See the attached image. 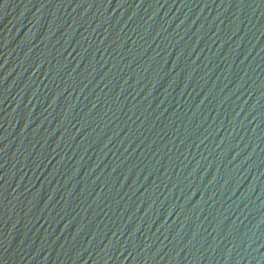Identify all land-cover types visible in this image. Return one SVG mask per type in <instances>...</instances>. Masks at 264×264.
Wrapping results in <instances>:
<instances>
[{
	"label": "water",
	"instance_id": "obj_1",
	"mask_svg": "<svg viewBox=\"0 0 264 264\" xmlns=\"http://www.w3.org/2000/svg\"><path fill=\"white\" fill-rule=\"evenodd\" d=\"M0 264H264V0H0Z\"/></svg>",
	"mask_w": 264,
	"mask_h": 264
}]
</instances>
